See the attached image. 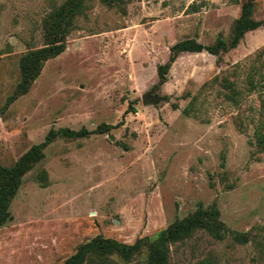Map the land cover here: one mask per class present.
Returning <instances> with one entry per match:
<instances>
[{
	"label": "rangeland",
	"instance_id": "374dc122",
	"mask_svg": "<svg viewBox=\"0 0 264 264\" xmlns=\"http://www.w3.org/2000/svg\"><path fill=\"white\" fill-rule=\"evenodd\" d=\"M75 1L0 0V164L44 144L0 228V264H64L96 237L134 244L199 217L221 238L198 229L169 264H264V25L158 75L180 41L230 43L247 0H82L54 30L65 50L24 90L22 58ZM147 249L91 264H145Z\"/></svg>",
	"mask_w": 264,
	"mask_h": 264
},
{
	"label": "trees",
	"instance_id": "16d2710c",
	"mask_svg": "<svg viewBox=\"0 0 264 264\" xmlns=\"http://www.w3.org/2000/svg\"><path fill=\"white\" fill-rule=\"evenodd\" d=\"M253 12L254 0H247L242 5L241 15L235 23L234 36L230 43L219 38L213 45H204L195 39H186L172 46L169 61L158 68L159 84L163 85L167 82L170 68L181 53L207 52L211 55L219 56L221 52L235 49L246 33L264 25V22L253 19ZM83 13V1L76 0L73 5L68 8H61L53 16L56 26L51 33L47 34L51 44L43 49L28 53L21 60L24 90L28 88L29 84L39 74L45 61L60 55L65 50V43L56 41L54 30L62 28L67 33L69 27L73 25L75 17ZM70 134L82 135L80 132H70ZM261 146L264 149V139L261 141ZM43 147L44 144L34 146L14 166L7 167L0 164V228L13 219L10 213L11 203L22 185L24 175L30 170L33 163H36L41 158ZM198 229H205L215 238H221L220 230L214 223L199 217L187 222L174 224L159 232L155 239L146 238L134 244H124L113 239L96 237L80 245L75 254L69 257L64 264H91L96 259L105 261L112 256H117L124 262H131L136 257L143 255L145 245L148 247L144 257L145 264H169L170 246L177 242L185 241ZM236 239L239 242H246L244 239ZM195 264H214V262L211 259H204Z\"/></svg>",
	"mask_w": 264,
	"mask_h": 264
},
{
	"label": "water",
	"instance_id": "95a60500",
	"mask_svg": "<svg viewBox=\"0 0 264 264\" xmlns=\"http://www.w3.org/2000/svg\"><path fill=\"white\" fill-rule=\"evenodd\" d=\"M161 98H159L158 96H144L143 97V102L145 104H148V103H158L160 101Z\"/></svg>",
	"mask_w": 264,
	"mask_h": 264
}]
</instances>
